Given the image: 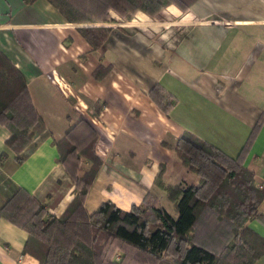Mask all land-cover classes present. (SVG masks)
Masks as SVG:
<instances>
[{
  "label": "crops",
  "instance_id": "0c3cea01",
  "mask_svg": "<svg viewBox=\"0 0 264 264\" xmlns=\"http://www.w3.org/2000/svg\"><path fill=\"white\" fill-rule=\"evenodd\" d=\"M111 14L113 22H69L47 0H0V49L23 72L33 104L52 132L18 164L4 145L8 131L0 124V153L6 152L0 206L20 186L49 214L62 213L74 184L56 161L52 140L82 116L98 133L95 150L102 158L85 199L87 211L108 199L128 210L149 191L175 215L154 183L159 166L165 184L188 185L198 177L167 144L187 130L235 156L264 115V0H195L187 10L169 4L154 16L138 10L130 20ZM82 25L112 30L91 49L77 29ZM100 64L111 67L95 79L92 72ZM53 72L74 95H63L50 79ZM157 84L174 100L165 110L149 93ZM243 164L264 187V119ZM247 225L264 237V197ZM26 237L25 230L0 217V264H38L22 252ZM254 264H264V253Z\"/></svg>",
  "mask_w": 264,
  "mask_h": 264
},
{
  "label": "trees",
  "instance_id": "16d2710c",
  "mask_svg": "<svg viewBox=\"0 0 264 264\" xmlns=\"http://www.w3.org/2000/svg\"><path fill=\"white\" fill-rule=\"evenodd\" d=\"M47 1L69 22H113L112 12L130 20L138 10L154 16L169 4L187 10L195 0ZM77 29L96 49L112 26ZM110 67L100 64L92 76L103 79ZM149 93L163 110L173 104L158 84ZM263 119L262 114L235 156L187 130L173 145L167 144L198 177L197 183L188 185L165 184L163 165L159 166L154 183L165 191L172 215L149 191L128 210L108 199L93 212L87 211L85 199L102 158L95 150L98 133L81 116L52 140L56 161L74 184L62 213L49 214L43 202L18 186L1 204L0 217L26 231L22 252L33 255L38 264H254L264 253V237L247 221L257 216L264 187L255 183L254 172L243 161ZM0 124L8 131L4 145L18 164L52 135L33 104L23 72L1 49ZM5 157L2 151L0 163Z\"/></svg>",
  "mask_w": 264,
  "mask_h": 264
},
{
  "label": "built area",
  "instance_id": "2783aa9c",
  "mask_svg": "<svg viewBox=\"0 0 264 264\" xmlns=\"http://www.w3.org/2000/svg\"><path fill=\"white\" fill-rule=\"evenodd\" d=\"M50 79L53 83H55L59 87L63 95L67 97L74 95L73 89L71 88L70 84L62 76H60L56 72H53V74H51L50 76ZM75 107L76 108L82 107L85 112V107H83L81 103L79 104L77 103ZM115 257L118 258L117 255Z\"/></svg>",
  "mask_w": 264,
  "mask_h": 264
},
{
  "label": "rangeland",
  "instance_id": "374dc122",
  "mask_svg": "<svg viewBox=\"0 0 264 264\" xmlns=\"http://www.w3.org/2000/svg\"><path fill=\"white\" fill-rule=\"evenodd\" d=\"M163 200L166 202V200L163 198ZM168 202V201H167ZM119 253V252H118Z\"/></svg>",
  "mask_w": 264,
  "mask_h": 264
}]
</instances>
